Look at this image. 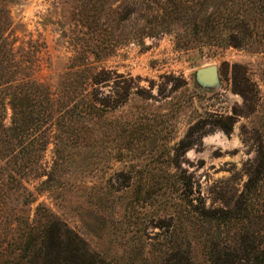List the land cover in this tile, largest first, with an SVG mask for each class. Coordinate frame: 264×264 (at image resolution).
Wrapping results in <instances>:
<instances>
[{"label": "rangeland", "instance_id": "rangeland-1", "mask_svg": "<svg viewBox=\"0 0 264 264\" xmlns=\"http://www.w3.org/2000/svg\"><path fill=\"white\" fill-rule=\"evenodd\" d=\"M121 4L107 0L93 24L87 0H0V86L84 82L78 96L101 108L68 117L82 128L67 145L56 115L33 116L27 190L0 163V264L39 207L110 264H215V216L236 210L250 178L262 181L244 231L264 252V54L177 51L170 34L136 42L143 19L123 21ZM209 65L222 84L201 93L195 72Z\"/></svg>", "mask_w": 264, "mask_h": 264}, {"label": "trees", "instance_id": "trees-1", "mask_svg": "<svg viewBox=\"0 0 264 264\" xmlns=\"http://www.w3.org/2000/svg\"><path fill=\"white\" fill-rule=\"evenodd\" d=\"M120 1L122 4L117 7V13L127 17L123 21L133 14L143 19L140 28L136 24V42L144 43L146 38L170 34L175 38L177 51L203 53L207 49L215 53L219 49L233 48L264 54V0ZM105 3L107 0H87L93 24L98 23L97 14ZM111 9L109 11H113ZM74 74L78 76L82 72ZM78 84L80 89L74 87V82H70L63 90L61 84L62 87L55 94L45 84L33 79L4 85L3 92L6 95H1L4 87L0 86V163L8 164V178L12 184L27 190L25 179L35 172V169L29 167V160L26 161L29 154L22 143L25 128L37 122L33 116L48 115L52 119L56 115V125L61 134L59 142L67 145L63 141L64 134L68 131L75 133L82 128L73 124L75 122L68 117L78 116L83 120L101 110L94 103H86L78 96L84 82ZM6 99H9L8 103ZM8 107L11 110L10 125L6 124ZM27 116H30V120ZM261 181L250 178L236 210L232 213L221 210V216H215L218 229L224 236L215 238V259L212 256L215 264H256L255 256L259 259L258 264H264V252L258 255L259 247L252 233L244 231L245 221L249 218L250 197L256 195ZM39 209L37 222H26L20 231V240L14 244L17 256L10 257L4 264H110L92 252L80 236L53 214L40 216ZM170 257L172 261L178 256Z\"/></svg>", "mask_w": 264, "mask_h": 264}, {"label": "water", "instance_id": "water-1", "mask_svg": "<svg viewBox=\"0 0 264 264\" xmlns=\"http://www.w3.org/2000/svg\"><path fill=\"white\" fill-rule=\"evenodd\" d=\"M195 84L201 93H212L221 87L219 67L209 65L199 68L195 72Z\"/></svg>", "mask_w": 264, "mask_h": 264}]
</instances>
